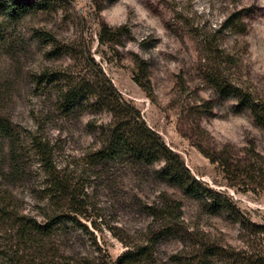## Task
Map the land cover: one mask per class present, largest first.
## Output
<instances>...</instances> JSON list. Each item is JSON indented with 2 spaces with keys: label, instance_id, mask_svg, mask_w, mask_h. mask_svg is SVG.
<instances>
[{
  "label": "rangeland",
  "instance_id": "obj_1",
  "mask_svg": "<svg viewBox=\"0 0 264 264\" xmlns=\"http://www.w3.org/2000/svg\"><path fill=\"white\" fill-rule=\"evenodd\" d=\"M43 1L7 26L0 59V118L13 132L0 130V264H114L142 247L140 264H196L203 242L242 248L235 215L264 222V128L238 97L264 104V0ZM101 71L236 214L158 182L161 162L135 171L95 158L112 114L68 111L59 90ZM163 191L182 202L179 219L150 213ZM165 226L180 235L158 237Z\"/></svg>",
  "mask_w": 264,
  "mask_h": 264
},
{
  "label": "trees",
  "instance_id": "obj_2",
  "mask_svg": "<svg viewBox=\"0 0 264 264\" xmlns=\"http://www.w3.org/2000/svg\"><path fill=\"white\" fill-rule=\"evenodd\" d=\"M43 0H0V59L8 52L9 35L7 26L12 21H21L32 12H38L44 8ZM142 69V68H141ZM93 80L81 78L71 82L66 88H60V99L63 107L70 111L77 106H84V103L92 105L99 110H106L112 114L113 121L110 128L103 129L100 134L99 150L95 153V158L106 163L113 160L125 161L136 171L149 170L152 165L161 162L162 166L156 170L157 181L181 190L186 196H195L204 202L205 209L211 214H236L237 206L230 197L209 189L197 179L185 166L183 158L168 147L162 136L147 125L140 109H137L132 101L126 100L120 91L115 87L111 78L109 79L103 71ZM136 82L144 87L141 78H136ZM224 92L232 94L236 90L225 88ZM239 97V102L243 106H249L256 121L264 128V104L256 102L253 98ZM0 130L8 136H13V132L0 118ZM54 187L66 193L70 201L75 199V191L64 182L55 180ZM182 202L176 198H170L167 191L158 195L152 201L149 210L153 216H159L167 220L179 219L182 215ZM77 212L76 210L73 213ZM235 221L240 223L244 231V246L242 248L233 245H223L220 243H206L201 245V255L196 264H264V222H254L245 219L240 213L235 215ZM71 219V218H70ZM55 221L53 224H56ZM27 229L32 232L48 235L52 232L51 224L46 226L34 225L25 222ZM177 236L180 232L171 226H165L163 231L157 235ZM152 246H156L155 239L151 241ZM151 253L150 248L142 247L134 252H127L119 256L114 264H140L142 259L147 258ZM44 264V263H42ZM194 264V263H192Z\"/></svg>",
  "mask_w": 264,
  "mask_h": 264
}]
</instances>
